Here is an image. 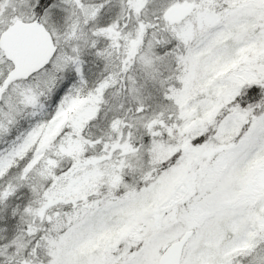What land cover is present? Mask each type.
<instances>
[{"label": "snow or ice", "instance_id": "1", "mask_svg": "<svg viewBox=\"0 0 264 264\" xmlns=\"http://www.w3.org/2000/svg\"><path fill=\"white\" fill-rule=\"evenodd\" d=\"M0 264H264V0H0Z\"/></svg>", "mask_w": 264, "mask_h": 264}]
</instances>
